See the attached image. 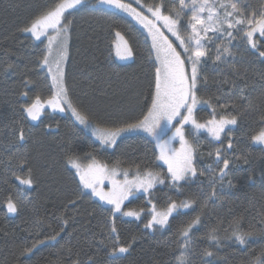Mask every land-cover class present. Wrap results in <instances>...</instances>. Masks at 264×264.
Segmentation results:
<instances>
[{
	"label": "trees",
	"instance_id": "trees-1",
	"mask_svg": "<svg viewBox=\"0 0 264 264\" xmlns=\"http://www.w3.org/2000/svg\"><path fill=\"white\" fill-rule=\"evenodd\" d=\"M244 1L247 8L255 6L257 10L264 4V0ZM54 2L0 0V264H113L116 258L108 255L112 244L109 237L117 234L121 244L135 239L130 252L119 258V264H177L182 251L179 229L197 213H201V223L192 229L190 264H204L205 260H211L212 264H240L245 258H254L253 250L258 254L264 247V238L257 237L245 247L224 240L217 249L211 246L206 234L215 226L228 227L235 216H242L247 226L256 223L264 213V146L252 140L264 129V80L261 79L264 58L237 37L233 55L225 64L212 59L200 65L201 83L197 94L202 100L210 101L212 107L201 103L203 107L196 116L212 118L213 108L217 117L225 112L236 114L238 126L229 137L233 142L232 151L225 148L227 139L222 145H209L206 141L196 152L195 180L182 183L179 191L166 181L151 190V195L130 196L125 210L143 209L141 219L120 217L116 220L118 233L113 234L110 233L111 218L107 211L101 210L111 206L92 196L90 189H83L76 170L67 164L66 153L79 154L85 164L90 162L85 154L91 153L109 167L119 160L120 168L131 171H135L136 164L142 170L150 168L154 172H161L163 168L155 159L157 152L152 141L141 134L122 137L114 150H110L85 134L72 119L60 120L59 132L47 131L44 124L37 128L30 125L21 105L36 95L46 99L53 88L40 63L42 54L47 53L45 39L35 41L30 33L20 29ZM163 2L165 12L174 3ZM142 3H159V0H142ZM70 11L73 24L66 70L70 98L87 109L93 123L101 127L142 117L150 106L154 84V56L149 59L151 46L146 35L118 9L100 5L98 0H85L82 8ZM117 31L133 50L127 62L116 57ZM260 50H264V45ZM9 63L14 65L12 69L7 67ZM24 80L31 83L25 86ZM22 91L28 92V96H21ZM21 126L25 135L22 141L18 139ZM216 147L227 151L232 161L227 182L231 179L236 187L220 189L216 185L217 196L209 198L211 188L206 166L216 167ZM21 158L27 161L23 167L19 164ZM28 168L34 180L29 188L13 175L27 178ZM200 171L205 175L201 176ZM9 197L18 205L16 213L7 211ZM149 199L158 210L170 199L176 202L195 199L196 204L193 209L174 213L167 227L154 231L144 227L150 218ZM204 200L207 208L201 212ZM61 216L67 219V226L57 241H48L51 233L48 225H60ZM36 233L46 243L31 255H22V247L30 246L37 238ZM219 234L224 235L222 231ZM205 249L213 251L214 256L206 257Z\"/></svg>",
	"mask_w": 264,
	"mask_h": 264
},
{
	"label": "snow or ice",
	"instance_id": "snow-or-ice-1",
	"mask_svg": "<svg viewBox=\"0 0 264 264\" xmlns=\"http://www.w3.org/2000/svg\"><path fill=\"white\" fill-rule=\"evenodd\" d=\"M98 2L100 5L127 13L146 30L147 36L151 39L149 59L152 60L154 54L152 65L154 84L152 85L150 106L147 107L146 113H143L142 117L128 118L114 122L110 126L98 127L93 123L92 114L87 109L75 104L70 98L69 91L65 87V73L62 67L68 56L67 42L73 24L72 19L69 18L73 15L70 10L82 8L85 5V0H55L50 7L41 10L20 29L25 33H30L37 41L41 40V37L47 38V53L42 54L40 63L47 66L52 79L51 87L54 89L46 99L36 95L30 103L22 104L21 108L26 113V118L32 121L39 120L46 107L59 112L67 110L75 118V121L83 126L82 130L85 134L90 132L102 145L108 147H116L117 141L122 135L134 132H144L156 142L155 147L159 149V153L155 155V159L167 166L166 174L154 172L150 168L142 170L140 165L136 164L131 179L129 178L131 169H125L121 173L119 160L115 165L109 167L107 164L98 162L91 153H86L90 162L85 164L79 154L71 151L66 153L67 164L76 170L75 174L79 176V182L83 189H90L92 196L98 197L104 205L111 206L101 210L107 211L111 218L110 233L117 234V219L131 217L139 220L144 211L131 208L125 210V201L130 196L138 191L151 195V189L157 184L164 185L166 181L179 191L182 187L181 182L187 183L191 178L197 176L195 164L197 146L186 137L185 125H190L197 134L206 131L212 141H217L221 145L227 139V148L233 147V142L229 138L231 129L229 128L228 132H225V129L230 125H237L236 114L225 112L217 117L216 109L213 108L212 118L205 122L198 121L195 116L197 105L204 103L212 107L210 101L202 100L197 94L198 85L201 83L199 67L203 63L202 58L206 57L208 52L207 45L203 42L212 43L219 37H227L230 40L239 37L252 50L258 51L259 57L264 58V50H260V46L264 45V7L259 10L245 8L240 0H175L165 12L163 0L152 4L135 0L140 10L133 7L131 3H125L124 0H98ZM145 10L151 16L145 14ZM181 21H184L183 25ZM161 26L172 37H175V41L179 42L178 45L174 46L175 42L161 30ZM208 33L216 35L210 37ZM115 37L117 38V56L121 59L130 58L133 55V50L129 47L128 41L119 31L115 33ZM53 45L58 50L56 57H53ZM178 48L182 49V52L178 51ZM231 55L233 53L229 47L218 45L215 61H221L223 56ZM53 65L55 72H53ZM7 67L12 69L14 65L9 63ZM237 74L239 75V73ZM261 79L264 80V74L261 75ZM203 82L206 83V80ZM30 83V80H24L25 86ZM20 95L26 97L28 92L22 91ZM220 107L226 108L227 105H220ZM262 120H264V115H262ZM48 127L51 128V125ZM166 128H172L174 131L167 139H162V132ZM18 131V139L24 140L23 126ZM222 134L224 139H222ZM175 140L179 141V148L172 146V142ZM252 140L254 143L264 145V129L253 136ZM239 158L237 157V159ZM231 163L227 151H221L220 147H216L214 161L216 167L208 166L211 188L208 193L209 198L217 196L216 185H223L225 177L230 174ZM19 164L23 167L27 161L21 158ZM121 174L123 179H117V176ZM199 174L205 175L204 171H200ZM13 175L21 185L31 187L34 183L31 168H28L27 178L16 173ZM262 178H264V170H262ZM249 179H252L251 175H249ZM105 180L111 184L108 191L104 190ZM228 186L236 187L231 179L228 180ZM81 195H83L82 192ZM71 202L75 203V201ZM148 203L151 205L150 218L144 227L157 231L168 226L169 218L174 213H180L182 209H193L196 200L185 199L176 202L170 199L167 205L159 210L151 199ZM6 207L9 213L18 211V205L11 197L8 198ZM205 208H207V200L201 203V212ZM117 213H119V217H117ZM58 219L62 223L57 227H53L52 224L48 225V228L51 229L48 241H57L67 226V219L63 216ZM200 223L201 213H197L179 229L182 251L177 257V264H190L191 233L192 229ZM221 231L224 233L223 237L219 234ZM36 237L30 246L25 244L22 247V255H31L40 245L46 243L45 240L39 238V233H36ZM257 237L264 238V213L260 214L256 223L247 226L244 225L242 216H235L229 221L228 227L215 226L206 234V239L211 242V246L217 249L224 240L245 247ZM109 238L112 240V244L108 255L116 258L113 264H119V258L130 252L135 239L127 244H121L118 234ZM103 242L101 241V243ZM204 255L213 257L214 252L205 249ZM253 257L245 258L240 264H264V247L259 249L258 254L256 250H253ZM204 264H212V262L205 260Z\"/></svg>",
	"mask_w": 264,
	"mask_h": 264
},
{
	"label": "rangeland",
	"instance_id": "rangeland-1",
	"mask_svg": "<svg viewBox=\"0 0 264 264\" xmlns=\"http://www.w3.org/2000/svg\"><path fill=\"white\" fill-rule=\"evenodd\" d=\"M171 2L173 3V2H175V0H171ZM240 2H241V4H242V6H244L245 8H247V5H246V3H245V1L244 0H240ZM126 3H131L132 4V6L133 7H136L137 8V10H140V7H139V5H137L136 3H135V0H127V2ZM261 7H264V4L261 6ZM256 7L255 6H250L249 7V9H255ZM118 12L119 13H121V14H124V15H126L128 18H130L139 28H140V30L146 35V37H147V39L149 40V43H150V46H151V39L147 36V32H146V30H144L134 19H132V17L131 16H129L127 13H124V12H121L120 10H118ZM145 14H147L148 15V13L146 12V10H145ZM181 24L183 25L184 24V21L183 22H181ZM161 30L162 31H164L165 32V34L167 33L168 34V36H169V38L171 39V40H173L175 43H174V46L175 45H178V41H175V37H172L171 36V34L170 33H168L167 32V30L166 29H163V27L161 26ZM166 34V35H167ZM235 34V33H234ZM208 35L211 37V36H214V35H216V34H214V33H208ZM34 38V37H33ZM45 39V42H46V45H47V38L46 37H41V40L42 39ZM35 39V38H34ZM70 39H71V36H70V32H69V39H68V42H67V51H68V56H67V59L63 62V64H62V67H63V70H64V73H65V75H64V83H65V87H66V70H67V64H68V60H69V52H70ZM229 40H230V38H227V37H219V39H216V40H214L212 43H207V41H204L203 43H206V45H207V48H208V52H207V55H206V57H204V58H202L203 59V62H205V61H208V60H212V59H215V55H216V48H217V46L218 45H226L227 47H229V49L231 50V52H232V48H233V45L235 44V40H230V42H229ZM35 41H37V40H35ZM40 41V40H39ZM45 45V46H46ZM46 50H47V48H46ZM178 51H181L182 52V49H177ZM57 49H56V46L55 45H53V57H56V55H57ZM153 56H154V54H153ZM232 56V55H231ZM231 56H223L222 58H221V61H217V62H221V63H224L225 64V62L227 61V60H230L231 59ZM51 59V58H50ZM220 63V64H221ZM43 68L44 69H46V71H47V73H48V69H47V66H43ZM53 72H55V66L53 65ZM48 75H49V78H50V81H51V85H52V79H51V75L48 73ZM67 88V87H66ZM53 91H54V89H53ZM66 107V106H65ZM203 107V105L202 104H199V105H197V108H196V110H195V116H196V113L198 114V112H199V109H201ZM69 112V111H68ZM70 113V112H69ZM70 115H71V113H70ZM196 118H197V120L198 121H200V122H205V121H207L208 119H211V118H204V119H200V117H197L196 116ZM75 119V118H74ZM75 123L77 124V125H79L76 121H75ZM175 123V122H174ZM95 124V123H94ZM97 125V124H96ZM81 128H83V126H81V125H79ZM98 127H101L100 125H97ZM237 126H238V122H237V125H235V126H228V128H226L225 129V132H228V130H229V128L231 129V131L232 130H234V129H236L237 128ZM172 131H174V129H172V128H166L163 132H162V139H167L168 138V136H170L171 135V133H172ZM88 135H90L95 141H97L99 144H101L100 143V141L99 140H97L95 137H93L91 134H90V132L89 133H87ZM132 134H141V135H144L145 137H147L149 140H151L152 141V143H153V145L155 146V144H156V142L150 137V136H148L146 133H144V132H134V133H127V134H124V135H122L119 139H118V141L122 138V137H124V136H126V135H132ZM185 135H186V137L191 141V142H193L196 146H197V150H200V147L201 146H205V144L204 143H206V141H208V143H209V145H214V144H216V143H219V142H217V141H212L211 140V138H210V136L208 135V133L206 132V131H201V132H199L198 134L197 133H195L192 129H191V126L190 125H185ZM224 137H223V134H222V139H223ZM118 141H117V143H118ZM226 144H227V142H226ZM257 144V143H256ZM208 145V144H207ZM257 145H260V144H257ZM101 146L102 147H104V148H107V149H110V150H114V148L115 147H108V146H105V145H102L101 144ZM172 146L174 147V148H179V141L178 140H175V141H173L172 142ZM262 146H264V145H262ZM225 148L227 149V145L225 146ZM155 149H156V152H157V155H158V153H159V149L158 148H156L155 147ZM231 151H232V148L230 149ZM221 151H223V150H221ZM229 158V157H228ZM230 159V158H229ZM158 163L162 166V168H163V170L161 171V173H164V174H166V171H167V166L166 165H164L161 161H158ZM209 165H211V164H209ZM209 165H207L206 166V168L208 169V166ZM220 167H222V165H220ZM120 170H121V173H122V171L123 170H125V168H120ZM133 172L134 171H130V173H129V178L131 179L132 178V174H133ZM159 172V171H158ZM217 176H218V172H217V174H216ZM207 176L209 177V174H207ZM195 178L196 177H193V178H191L189 181H194L195 180ZM227 178L228 177H225V179H224V183H223V185H219V184H217V186L220 188V189H224L225 187H229L228 186V182H227ZM117 179H120V180H122L123 179V175L121 174V175H119V176H117ZM181 183H184V182H181ZM159 184H157L156 186H158ZM155 186V187H156ZM154 187V188H155ZM104 188L108 191V190H110V188H111V184L107 181V180H105L104 181ZM153 188V189H154ZM153 189H151V190H153ZM150 190V191H151ZM135 194H148V193H144L143 191H138V192H136ZM130 198V197H129ZM128 198V199H129ZM128 200H126L125 201V203L127 202ZM117 214H119V213H117Z\"/></svg>",
	"mask_w": 264,
	"mask_h": 264
},
{
	"label": "flooded vegetation",
	"instance_id": "flooded-vegetation-1",
	"mask_svg": "<svg viewBox=\"0 0 264 264\" xmlns=\"http://www.w3.org/2000/svg\"><path fill=\"white\" fill-rule=\"evenodd\" d=\"M115 51H116V47H115ZM116 57L121 62L129 61V58L128 59H121L120 57L117 56V54H116ZM30 102L31 101H29L28 103H30ZM62 119H65V120L66 119H72L75 122L74 117H72L67 110L65 112H59V111H53L51 108H47L46 107L45 110H44V113L41 115L40 119L37 120V121L30 120V125L32 127L37 128V127H39V126L44 124V127H45V129L47 131L59 132V129H60L59 123H60V120H62ZM45 122H48V123L45 124ZM49 125H51V128L48 127ZM52 125H55L56 127L55 126L52 127Z\"/></svg>",
	"mask_w": 264,
	"mask_h": 264
}]
</instances>
